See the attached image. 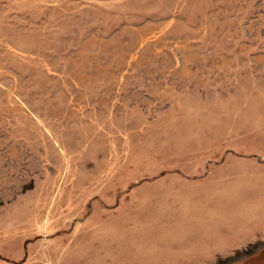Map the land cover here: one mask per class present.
Instances as JSON below:
<instances>
[{"label":"rangeland","instance_id":"rangeland-1","mask_svg":"<svg viewBox=\"0 0 264 264\" xmlns=\"http://www.w3.org/2000/svg\"><path fill=\"white\" fill-rule=\"evenodd\" d=\"M0 264H264V0H0Z\"/></svg>","mask_w":264,"mask_h":264}]
</instances>
